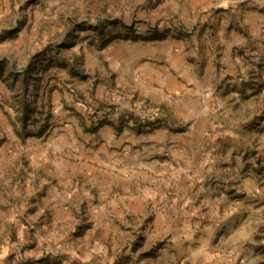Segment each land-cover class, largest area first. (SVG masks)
Masks as SVG:
<instances>
[{
  "label": "rangeland",
  "instance_id": "374dc122",
  "mask_svg": "<svg viewBox=\"0 0 264 264\" xmlns=\"http://www.w3.org/2000/svg\"><path fill=\"white\" fill-rule=\"evenodd\" d=\"M0 264H264V0H0Z\"/></svg>",
  "mask_w": 264,
  "mask_h": 264
}]
</instances>
